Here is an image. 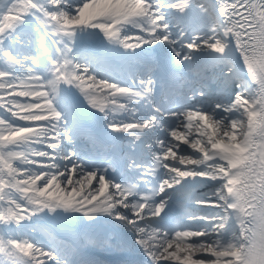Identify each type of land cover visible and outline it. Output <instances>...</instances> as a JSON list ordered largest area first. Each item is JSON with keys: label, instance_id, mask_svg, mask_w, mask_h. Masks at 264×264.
Here are the masks:
<instances>
[{"label": "snow or ice", "instance_id": "obj_1", "mask_svg": "<svg viewBox=\"0 0 264 264\" xmlns=\"http://www.w3.org/2000/svg\"><path fill=\"white\" fill-rule=\"evenodd\" d=\"M0 264H264V0H0Z\"/></svg>", "mask_w": 264, "mask_h": 264}, {"label": "bare ground", "instance_id": "obj_2", "mask_svg": "<svg viewBox=\"0 0 264 264\" xmlns=\"http://www.w3.org/2000/svg\"><path fill=\"white\" fill-rule=\"evenodd\" d=\"M86 130V129H85ZM87 131V130H86ZM86 140H87V137L86 136H83L80 138L79 140V143L81 146H85L86 145ZM82 142H84L83 144H81Z\"/></svg>", "mask_w": 264, "mask_h": 264}]
</instances>
